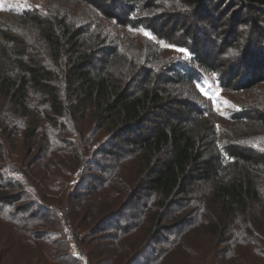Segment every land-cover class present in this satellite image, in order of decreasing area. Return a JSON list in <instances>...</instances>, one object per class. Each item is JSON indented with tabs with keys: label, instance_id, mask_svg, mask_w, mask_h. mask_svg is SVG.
<instances>
[{
	"label": "trees",
	"instance_id": "obj_1",
	"mask_svg": "<svg viewBox=\"0 0 264 264\" xmlns=\"http://www.w3.org/2000/svg\"><path fill=\"white\" fill-rule=\"evenodd\" d=\"M205 1L49 0L0 19L3 249L25 264H264V0H223L247 11L226 29ZM165 15L212 31L221 59L198 30L160 32ZM206 84L258 86L226 118L260 133L209 121L183 94ZM79 163L93 171L65 190ZM65 223L87 228L85 258L49 237Z\"/></svg>",
	"mask_w": 264,
	"mask_h": 264
},
{
	"label": "rangeland",
	"instance_id": "obj_2",
	"mask_svg": "<svg viewBox=\"0 0 264 264\" xmlns=\"http://www.w3.org/2000/svg\"><path fill=\"white\" fill-rule=\"evenodd\" d=\"M48 2L49 0H0V19L12 18L13 16L11 12L13 11L16 12L22 9L23 7H29L32 5L41 7L42 5L48 4ZM205 3L209 5L211 11H213L214 15L217 17V21L218 24H220V28H224V29H226L230 25V23L234 21L231 18L232 17L231 15L232 13H234V11L236 13H240L237 14L238 18L242 17L247 12L244 11L245 9H243L240 6L239 2L236 3L233 7L229 8L230 1H227L226 3H224L223 0H221L220 2L218 1L217 3L219 10L217 12L215 11L216 6L212 7L213 0H206ZM164 8L166 10V6ZM159 20L165 23L164 29L160 27V32L165 33L168 29L173 28L172 30L167 31L166 33L168 34V36H172V37L175 36V38L180 37V34H182V32H184L185 35H187L186 27L190 28V30L193 32L198 30L200 34V40L202 42V51L204 53L209 52V54L212 57H214L215 60L221 59V57L219 58L215 50H213L214 46L211 45L209 42L210 39L214 36L211 33L212 31L207 30V33H203L202 28L198 27V25L194 24V22L190 24V22H188L186 19L179 20L175 27H171L173 26L174 23L167 15L161 16ZM217 35L218 34H216L215 36ZM143 36L144 35L142 34V32L132 31L129 37L135 41L143 42L144 41ZM160 41L161 43L165 42L163 40ZM165 49L166 50H164V53L166 55L169 54L172 56H176L178 53L181 52V50L178 47L172 45L167 46V48ZM227 64L228 65L225 66V69H230V68L232 69L231 67L232 62ZM239 78L240 77L234 78V82L239 83L240 82V81L238 82ZM181 88L184 89L185 86H182ZM257 88L258 86H254L248 91L246 90L241 91V89H237L234 86L231 87L230 85H225L221 89L219 88V91L218 89L216 91L213 84H209V85L206 84L203 85L202 88L200 87L201 92L193 87L192 90L189 89L190 91L186 90L185 88L183 94L185 93L190 99L192 98L195 99L198 102V103L196 102L198 105H202L203 107H206L210 112H212L210 113L211 118L208 119L209 121H214L216 124H220L224 128H227L231 133H234L238 137L243 138V140L249 141V139L254 138V136L258 135L260 132L254 131V127L248 126L240 121L233 122L231 120H228L226 118L227 107L229 109L230 107L234 106V104L239 105L241 102L245 103V104L241 103V105H247V100L250 97H253L256 91L258 92ZM205 93H207V95ZM184 102L186 101L184 100ZM251 114L254 115L252 112ZM63 135H67V134H63ZM10 145L12 146V144ZM19 153L21 152H17V151L13 152L14 155H17ZM34 155L36 154L34 153L30 154L28 156L27 162H29L32 157H36ZM11 156L13 157V155ZM1 162L2 159H0V163ZM21 166H23V164H19L15 166L11 165L8 168L9 170L8 171L5 170V171L7 173H10V175L13 176L14 178H16L18 176L17 169H24V167ZM89 166H86L83 163H79V165L75 169L70 170L69 172L67 171L68 176L62 175L60 178L63 179L62 185L64 184L65 190L67 189L70 191L76 188L78 185H84V183L87 181L88 178L87 175L91 171H93L91 166L90 167ZM52 178L54 177L52 176L51 173L46 176L47 181H51ZM48 231L50 233L49 234L50 238L59 239V240L65 239V245L68 251H70L72 254L77 253L82 258H85L83 253H79L80 250H83V247H85V244L79 243V237H81L82 234H84L87 231V228L80 227L75 229L69 226L67 223H65L64 225L62 224L61 230L50 228L48 229ZM24 251L25 250L22 247H18L17 251L12 254V252L8 250V247L7 248L5 247L3 249L0 246V264H25L26 261H25Z\"/></svg>",
	"mask_w": 264,
	"mask_h": 264
},
{
	"label": "snow or ice",
	"instance_id": "obj_3",
	"mask_svg": "<svg viewBox=\"0 0 264 264\" xmlns=\"http://www.w3.org/2000/svg\"><path fill=\"white\" fill-rule=\"evenodd\" d=\"M145 35H149L148 33H145ZM207 95V93H205Z\"/></svg>",
	"mask_w": 264,
	"mask_h": 264
}]
</instances>
